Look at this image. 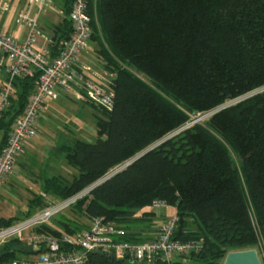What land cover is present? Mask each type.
I'll use <instances>...</instances> for the list:
<instances>
[{"label":"trees","instance_id":"trees-1","mask_svg":"<svg viewBox=\"0 0 264 264\" xmlns=\"http://www.w3.org/2000/svg\"><path fill=\"white\" fill-rule=\"evenodd\" d=\"M73 2L63 0L64 22L52 35L53 57L71 36L68 17ZM94 14L93 5L96 41ZM96 14L114 56L172 91L187 112L210 114L208 127L233 147L241 169L216 135L195 124L77 200L70 211L73 219L61 217L56 222L65 233L74 234L86 227L74 219L103 218L128 230L126 240L145 241L151 224L144 218L152 222L155 217L151 211L137 214L159 199L177 210L174 239L203 240L200 253L171 264H221L230 252L255 249L259 236L251 203L264 239V91L214 111L264 87V0H97ZM98 54L105 69L116 74L111 85L114 109L99 110L95 143L75 140L59 149L79 174L44 181L41 192L58 200L88 190L191 122L183 110L115 62L111 53L101 48ZM15 88L16 99L0 122V151L24 111L33 79L17 80ZM46 206L43 196L36 194L24 217L0 218V228ZM29 252L18 241L8 243L0 252V264L24 261L27 258L18 255ZM89 264L142 263L92 252Z\"/></svg>","mask_w":264,"mask_h":264},{"label":"built area","instance_id":"built-area-1","mask_svg":"<svg viewBox=\"0 0 264 264\" xmlns=\"http://www.w3.org/2000/svg\"><path fill=\"white\" fill-rule=\"evenodd\" d=\"M40 4V10L52 7L54 0H32ZM97 0H74L69 21L71 36L61 42L59 54L52 55L54 39L47 34L37 20L27 13L17 16V24L25 25L29 35L24 40L0 30L1 64L10 80L3 86L0 99V122L3 114L15 99L16 80L33 79V91L29 95L24 111L15 119L8 141L0 151V197L8 179L14 174L18 160L25 154L29 143L38 138L40 122L45 118L48 100L56 101L62 94L73 97L75 101L91 105L98 110L112 111L115 105V92L112 82L115 73L106 69L100 74L109 81V86L89 78L91 68L82 63L83 52L93 36V18L91 9L96 11ZM4 11L7 8H3ZM95 15V14H94ZM190 123L173 134L168 135L153 148L190 127ZM87 191V192H86ZM72 198L58 200L42 195L47 206L33 217L8 227L0 228V249L10 241H18L29 248L28 258L11 264H89V254L100 252L112 256L117 261L142 264H171L177 258L191 257L203 250V241L183 242L174 239L179 223L176 213L169 216L158 226L151 238L145 241L126 240L130 234L116 222H107L103 218H80L74 221L86 225L77 233L55 235L47 227L58 216L68 217L77 200L89 194L90 188ZM169 204L163 200H154L151 212L154 217H163V211ZM176 209V208H175ZM260 257V256H259ZM224 262V261H223ZM223 262L221 264H223Z\"/></svg>","mask_w":264,"mask_h":264},{"label":"rangeland","instance_id":"rangeland-1","mask_svg":"<svg viewBox=\"0 0 264 264\" xmlns=\"http://www.w3.org/2000/svg\"><path fill=\"white\" fill-rule=\"evenodd\" d=\"M57 4L62 6L63 0H55V5H52L51 9H53V7H55ZM55 9H53V10H55ZM61 17H63V15H60V18ZM94 19H95V23H96L95 24V29H96V37H95L96 39L95 40L96 41H94V40L89 41L88 48L85 52H83V55L81 57V61H82V63H85V64L90 66L91 71L88 74L93 73L95 75L96 74L100 75V74L104 73L105 67H104V62L101 60V58L98 54V51L101 48H103L105 51L111 53L113 56H114V53H112L113 52L112 49L110 48V46L106 42V39L103 35L102 27L98 23L96 11H95ZM16 22H17V20H16ZM114 57H115V62L122 65V67L125 68L127 71H129V73L134 78L142 81L143 83L148 85L153 91H155L160 96H162L164 99H166L170 103L176 105L181 110H183L191 119V122H190L191 125L190 126H193L195 124H199V125L205 127L210 132H212L214 135H216L208 127V120H209L210 114H208V115H199V114L195 115V114L187 112L179 104V102L175 98L172 91L157 85L152 80H150L147 76L140 73L136 69L130 67L128 64L124 63L121 59H118L116 56H114ZM93 79L95 81H98L95 79V77H93ZM101 84L105 88H107L109 86V81L107 80V78L103 79ZM263 91H264V87L261 89H258L257 91H255L253 93L247 94V95H245V96H243V97H241L235 101H229L226 103L225 106L236 104L239 101L246 100V99L254 96L256 93L263 92ZM59 100L60 101L57 103L60 105V107L64 111H66V113L71 115V118H69V116L66 117L65 115L62 114V112L59 113L60 116H58L57 118L60 120V122L58 120H56L58 122V128H52V127H48V126L44 127V129H46V131H49L51 134H53L55 136V138H53L51 136H47L45 134H42L39 137V140H41L42 142H45L48 146V149H46V148L43 149V152L45 154V157H44L45 161L48 162L51 158L52 160L57 162L58 167L66 164L65 158L63 155H60V154L55 155L53 149L58 148L62 145L73 144L75 139H81V140H84V141L89 142V143H95L97 141L96 123H97V116L99 115V110L97 108H95L94 106H91V105H86V104H82L80 102H77L74 100L73 97H69L67 95L62 94L61 98ZM39 134H40V132H39ZM216 136L227 147V150L229 151V154L232 157L235 166L238 169H241V160H240L238 154L236 153V151L233 149V147L230 144H228L223 138L219 137L218 135H216ZM1 137H2V134H0V138ZM40 159L41 158H39V160ZM40 161H42V160H40ZM21 171L22 170L19 168L17 172L21 173ZM244 186H245V189L248 191V187H247L245 180H244ZM5 189H6V187H5ZM5 189H4V193L5 192L7 193L6 196L14 204L13 206L17 209L16 216H19V217H24L25 212H27L28 208L25 206L29 200V197H33V195H35V194L39 195V193H41V191H15V192H12V191H5ZM150 211H151L150 208H147L144 211H139L137 214L138 215L137 217H140V215L143 212H150ZM71 212H73V210ZM163 213H164V215H166L165 218L167 219L169 216L176 213V209L174 207H168L166 210L163 211ZM251 214H252V218H253V221L255 224V228H256V230L258 232V236H259V241H258V244L256 245L255 249L259 253L262 264H264V239L261 236L258 218H257L256 212H255V209H254L252 203H251ZM70 216H71V214L69 213L68 217H70ZM60 218H61V216H58V218L55 217L53 219V222L54 221L56 222ZM71 218L73 219V216H71ZM144 219H146V222L151 221V220H148V218H144ZM153 219H156L155 221L157 222V219H160V218H157V217L152 218V221H153ZM190 221H192V219ZM162 222L160 224H162ZM159 225L154 224L152 230L155 231ZM191 227H193V228L195 227L192 222H191ZM201 241H203V240L201 239ZM11 242H13V241H10L9 243H11ZM19 244H20V248L26 250L27 253L29 252L28 247L24 246L21 243H19ZM2 249L3 248L0 249V252H2ZM18 256L23 257V259L28 258V254H26V255L19 254Z\"/></svg>","mask_w":264,"mask_h":264},{"label":"crops","instance_id":"crops-1","mask_svg":"<svg viewBox=\"0 0 264 264\" xmlns=\"http://www.w3.org/2000/svg\"><path fill=\"white\" fill-rule=\"evenodd\" d=\"M53 5H55V0L53 2ZM5 7L7 8L6 11L3 10V8ZM53 9H51L50 7L49 9L45 11H41L40 4L32 2V0H0V30L1 31L4 30L5 33L12 35L16 39H19V40L26 39L27 36L29 35V29L27 28V26L25 25L21 26L17 24L16 22L18 13L25 12L31 18L37 20L41 28L47 34L51 36L55 35L64 22L63 5L60 6L57 4L55 7H53ZM60 15H63V17L60 18ZM101 60L104 62L102 58ZM88 76L93 81H95L93 79V77H95V79L98 80L95 82L99 84H101L103 80L101 76L98 74L95 75L91 73V74H88ZM9 80H10L9 75L1 64V56H0V99H1V91L3 89V86ZM15 82H14V86H15ZM15 93H16V88H15ZM15 99H16V96H15ZM59 99L56 101H53V100L47 101L46 107H45V118L41 120L40 122V126H41L40 134L38 138L32 140L29 143L28 147L26 148L25 154L18 160L14 174L7 181L5 191H12V192H15V191H43V185L46 179L56 177V176H62L67 179H72L79 174L75 169H73L68 164L66 159H65L66 164L61 165L60 167H58L57 162L52 160L51 158L48 162L45 161V158H44L45 154L43 152V149L44 148L48 149V146L45 142H42L41 140H39V137L42 134L55 138V136L51 134L49 131H46L44 127L48 126L52 128H58V122L56 120L60 122V120L57 118L58 116H60L59 113L62 112L63 115H65L66 117L69 116V118H71V115L66 113V111H64L60 107V105L57 103L60 101ZM75 140H81V139H75ZM63 146H67V145H62L54 149L52 148L54 150V154L63 155L59 150ZM39 158H41L40 160L42 161H40ZM19 168L22 170L21 173L17 172ZM6 194L7 193L6 192L4 193L3 191L2 196L0 198V218L10 219V218L17 217L16 216L17 209L13 206L14 204L12 203L10 199H8ZM35 195H33V197H29V200L25 206L28 208L27 212L29 211V201L32 200ZM42 209L43 208L37 209L36 211H34L33 214L29 218L41 212ZM165 217L166 215H164L160 219H157V222L155 221L156 219H153L152 222L151 221L149 222L151 224V229L147 233V237L149 238L152 237V234L154 233V231L152 230L153 225L154 224L159 225L163 220H165ZM29 218H24L23 220H26ZM49 228H51L54 231H58L60 233H65L64 230L60 227V225L55 221L54 222L52 221L49 224Z\"/></svg>","mask_w":264,"mask_h":264},{"label":"water","instance_id":"water-1","mask_svg":"<svg viewBox=\"0 0 264 264\" xmlns=\"http://www.w3.org/2000/svg\"><path fill=\"white\" fill-rule=\"evenodd\" d=\"M228 106H222L217 111L223 110L224 108H227ZM208 115V114H207ZM153 147H150L149 149L143 151L139 155H137L134 159L131 161L125 163L124 165L116 168L113 170L111 173H109L104 179L100 180L97 182L95 185H93L90 188V191H92L94 188L98 187L105 181H107L109 178H111L113 175L116 173L124 170L126 167L130 166L133 162L138 160L139 158L143 157L145 154L153 150ZM223 264H262L261 259L259 257V253L256 249H250V250H245V251H236V252H230L227 254V256L224 259Z\"/></svg>","mask_w":264,"mask_h":264}]
</instances>
